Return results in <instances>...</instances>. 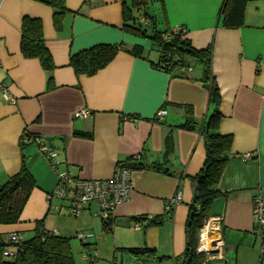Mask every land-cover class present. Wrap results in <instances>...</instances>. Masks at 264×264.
Returning a JSON list of instances; mask_svg holds the SVG:
<instances>
[{"label":"crops","instance_id":"obj_1","mask_svg":"<svg viewBox=\"0 0 264 264\" xmlns=\"http://www.w3.org/2000/svg\"><path fill=\"white\" fill-rule=\"evenodd\" d=\"M44 1L0 0V84L13 100L0 92V185L20 172L23 161L35 181L20 221L0 226L1 236L5 242L14 233L33 238L36 222L43 221L47 232L71 244L79 233L92 235L89 252L84 249L87 264H181L195 194L193 178L201 172L206 154L201 133L180 127L186 118L179 106H191L199 125L209 118L212 107L200 81L202 69L191 64L194 71L187 78L156 69L152 64L159 62L160 54L152 57L150 42L122 29L123 0H65L68 11L61 31L54 26V10ZM223 1L152 0L148 11L158 13V31L183 29L195 49L213 48L212 69L222 95L219 129L233 144L217 184L222 195L205 221L207 239L217 245L218 257L204 256V263L264 264L252 212L254 197L264 198V0L247 3L243 26L232 30L219 19ZM25 17L42 21L56 65L53 90L47 89L48 77L38 60L21 54ZM99 44L123 50L96 75L75 76L70 57ZM135 46L143 48L142 57L129 53ZM82 109L89 116L77 118ZM163 109L167 115L159 120L156 116ZM79 132L93 138L74 135ZM170 134L174 150L166 158ZM43 144L57 153L59 171L86 180L106 181L118 163L141 155L139 162L147 168L132 169V195L113 213L112 233L103 232L96 205L70 217L66 202L49 200L57 174L41 153ZM179 193L181 201L171 216L162 225L148 226L149 220L167 214V201ZM138 217L149 220L140 223L134 220ZM76 241L75 247L80 245ZM145 247L161 259L141 261L123 251Z\"/></svg>","mask_w":264,"mask_h":264},{"label":"trees","instance_id":"obj_2","mask_svg":"<svg viewBox=\"0 0 264 264\" xmlns=\"http://www.w3.org/2000/svg\"><path fill=\"white\" fill-rule=\"evenodd\" d=\"M151 1L123 0L122 29L132 36L148 39L151 47L158 50L160 60L158 63L152 64L158 70L166 71L169 74L174 73L176 77H180L177 69L192 68L193 70L192 63L194 67L196 65L202 69L200 81L208 90L209 105L212 107L209 118L199 125L192 117L193 109L191 106H179L184 109L186 118L185 123L180 127L187 131L191 130L201 133L203 142H205L206 154L201 172L193 178L195 194L190 206V217L186 226V247L180 261L181 264H206L204 263V256L196 251L199 241L198 232L209 218L208 212L211 205L216 198L222 195L217 189V184L226 169L227 162L232 156L230 151L233 140L231 136H223L219 129L222 120L220 113L222 95L213 74L212 46H208L206 49H195L183 29L178 32L173 30L158 31L154 16L148 11ZM252 1L254 0H224L219 13L222 26L228 30L241 28L245 20L246 5ZM44 2L54 10V26L57 31H61L65 14L68 11L65 0H45ZM141 18L147 19L149 24H146V26L140 24L139 20ZM21 30V54H23L25 59L38 60L48 77L47 89L53 90L54 78L52 74L56 69V65L51 52L47 48L42 21L25 17ZM165 36H169L170 40H165ZM121 50L123 49L120 45L99 44L71 56L68 64L75 76H94L111 64ZM128 51L134 57H142L144 50L139 46H135L134 49ZM189 61L191 62L189 63ZM185 77L187 78L188 76L186 75ZM74 135L85 139L93 138V135L89 133L79 132ZM173 150L174 143L170 134L165 139L164 156L168 158L173 153ZM22 163L20 172L10 177L6 183L0 185V225L3 226H11L20 221L22 211L35 188V181L30 175L28 164L25 161ZM122 164L134 170L147 168L142 162L135 161L134 156ZM154 168L169 173L168 170H163L159 165H154ZM171 213L172 211L164 216H156L151 220L146 217H138L134 218V220L140 223L149 220L148 226L157 227L162 225L167 217L171 216ZM36 223L35 236L25 239L18 245L19 249L13 260L4 257L3 254L8 241L5 242L0 234V264H76L71 240L59 237L49 231L47 232L44 229L43 221ZM114 225L115 219L113 218L108 222H103V232L112 233ZM89 246L87 244V247ZM123 251L141 261H158L161 259L155 254V251L148 247L123 249Z\"/></svg>","mask_w":264,"mask_h":264},{"label":"built area","instance_id":"obj_3","mask_svg":"<svg viewBox=\"0 0 264 264\" xmlns=\"http://www.w3.org/2000/svg\"><path fill=\"white\" fill-rule=\"evenodd\" d=\"M140 24L146 26L148 20L141 18L139 20ZM180 29L175 30L178 32ZM165 40L169 41L170 37L165 36ZM180 77L185 78L186 75L191 74L194 70L192 68H180L177 69ZM0 92L3 94L7 100L13 102L9 98L8 91L2 84H0ZM167 115V110L163 109L159 111L156 118L161 120ZM89 112L86 110L78 111V117H87ZM27 139L24 140L26 142ZM42 155L46 157L51 167L57 174V188L55 191L49 195V200L54 199L66 202L68 204V215L71 217H78L83 214L91 205H96L98 210L96 216L100 218L103 222H108L113 213L120 205L128 202L131 198V193L133 191L132 182V172L133 170L122 163H118L115 168V173L110 179L106 181L101 180H86L83 178H75L70 173L65 171H59L55 165V158L57 153L50 150L44 144L40 147ZM135 161H141V155H136ZM253 218L255 229L259 233L262 239V248L264 250V198L262 194H259L253 199ZM181 201V193H179L175 198L167 201L166 210L167 213L173 211V209L179 205ZM209 222H205L202 228L198 232V246L197 252L207 258V260L215 259L218 253L217 245L212 246L209 239H207ZM89 234H77L76 238L81 242V244L86 247V252H89V247H87L88 240L92 238ZM25 240V236L19 234H11L8 239V245L4 251V257L13 260L18 252V245ZM220 243V242H219ZM91 261L92 257L87 256Z\"/></svg>","mask_w":264,"mask_h":264},{"label":"rangeland","instance_id":"obj_4","mask_svg":"<svg viewBox=\"0 0 264 264\" xmlns=\"http://www.w3.org/2000/svg\"><path fill=\"white\" fill-rule=\"evenodd\" d=\"M149 11H150V13L153 16H154V14L157 16V14H158L157 11H156V9H150ZM142 40H144L146 42L147 41L150 42L148 39H142ZM158 53H159L158 50L155 48V49L152 50L151 55H152V57H155L156 58L159 55ZM195 67H198V66L195 65ZM0 226H3V225H0ZM76 240L79 241L78 239H76ZM76 240H72V244H71L73 246V257L75 258L76 264H87V263H85L84 257H83V255H85V250H84L85 247L81 244L80 241L79 242H80V245L81 246L78 244V246L75 247V245H73V242L75 243ZM93 248H94V246H93ZM92 251L93 250L91 249L90 255H91Z\"/></svg>","mask_w":264,"mask_h":264}]
</instances>
